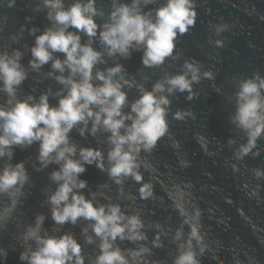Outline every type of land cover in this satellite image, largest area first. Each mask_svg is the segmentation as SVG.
<instances>
[{"label":"clouds","instance_id":"1","mask_svg":"<svg viewBox=\"0 0 264 264\" xmlns=\"http://www.w3.org/2000/svg\"><path fill=\"white\" fill-rule=\"evenodd\" d=\"M16 3L17 0H2L0 6L13 8ZM32 11L43 12L50 26L39 35L37 27L29 29L35 43L30 49L28 68L39 71L51 62L48 75L62 87L54 94L49 90L38 98L32 94L20 98L19 89L29 74L22 63L23 51H0V93L7 97L6 103L0 104V160L7 161L0 167V230L13 219L30 181L25 163L11 162L14 150L38 143L37 170L58 166L50 174L56 187L48 196L54 224L76 225L82 219L88 227L82 229L83 241L72 233L50 234L43 228L45 215H38L17 237L23 249L19 255L21 264H155L152 249L163 247L162 225H146L140 213L129 214L123 203L97 204L95 192H82L88 182L81 179V174L86 166L95 164L106 170L117 186L127 178L139 184L140 199L153 196L152 185L145 182L141 170L150 168L142 154H152L163 139L171 141L173 149L182 146L170 127V96L187 92V98L192 99L194 85L203 79L214 81L216 74L193 58L185 60L179 72L165 74L148 89L134 77L128 78L121 64L106 69L99 65L106 63L105 56L127 58L132 51L143 52L142 64L147 68L161 67L169 58H178L177 40L197 23V0H164L162 4L158 0H110L107 11L98 6V0H35ZM248 11L264 21V13L254 6ZM231 27L228 23L216 24L215 36L220 37ZM24 30L22 25L21 33ZM82 34L88 37L87 43H82ZM97 37L103 51L93 47ZM10 38L17 42L15 34ZM209 41L217 48L225 46L223 39L209 37ZM56 53H62L63 58H57ZM133 87L140 94L129 102L125 89ZM52 95L58 98L56 105L50 104ZM235 97V112L230 120L238 134H243V140L230 137L227 144L237 160L259 157L264 153V75L257 71L241 79ZM191 115L176 111L171 118L184 121ZM74 129L81 136L107 133V154L100 148L73 143L70 133ZM194 138L206 150L204 136L196 134ZM182 166L187 167V162ZM250 175L253 183L245 182L241 191L257 204H264V167L253 168ZM123 193L120 187L119 194ZM127 199L136 197L129 194ZM178 212L182 222L171 235L176 246L171 264H201L200 257L212 251L201 211L195 209L189 214L178 206ZM240 214L248 219L244 210L240 209ZM147 226L157 233L151 246L147 244ZM163 234L168 236L167 232ZM97 239L98 254L89 260L84 244L93 245ZM118 241L139 246L121 248ZM8 251L0 247V264H6ZM236 254L239 256V252Z\"/></svg>","mask_w":264,"mask_h":264},{"label":"water","instance_id":"2","mask_svg":"<svg viewBox=\"0 0 264 264\" xmlns=\"http://www.w3.org/2000/svg\"><path fill=\"white\" fill-rule=\"evenodd\" d=\"M163 2L158 0V4ZM34 5L35 0H17L13 8L0 6V28H3L0 32V51L5 48L9 51L13 48L21 49L22 63L29 73L18 92L22 99L29 94L38 98L49 90L54 94L62 87L54 77L48 75L52 70L51 62L39 71L28 68L30 49L35 43V36L30 34L29 29L37 27L39 31L36 35H39L50 26L43 12L32 11ZM98 6L107 11L110 0H98ZM253 6L259 13H264V0H197V23L177 40L178 58H169L161 67L147 68L142 64L143 52L132 51L127 58L105 56L106 63L99 65L101 69H106L121 64L128 78L134 77L148 89L165 74L174 75L179 72L184 61L193 58L201 61L204 69H211L216 74L214 81L203 79L194 85L195 94L192 99L187 98V92H177L170 96V127L182 146L173 149L171 141L163 139L152 154H142V159L150 165L148 171L143 168L141 170L145 182L152 185L151 198L140 199V185L131 178H127L122 186H117L107 171L99 169L95 164L86 166V171L81 174V179L88 182L82 192L86 195L95 192L97 204L123 203L129 214L140 213L146 225H162L160 240L163 247L152 249L155 264H171L175 255L176 246L171 241V235L182 222L178 206L189 214L195 209L201 211V222L211 237L212 248V251H206L200 257L201 264H264V243L261 242V238H264V204H257L241 191L245 182L253 183L251 170L257 166L264 167V153L256 158L237 160L233 149L227 144L230 137L243 140V134H238L230 120L235 112V93L239 81L257 71L264 75V21L257 14L249 13L248 9ZM98 23H102V20H98ZM221 23H228L232 27L216 37L214 26ZM22 25L25 30L21 33ZM13 34L17 36L15 43L10 38ZM209 37L213 40L223 39L225 46L215 47ZM81 40L87 43L88 37L82 34ZM93 47L103 51L98 37L94 39ZM55 56L63 58L62 53H56ZM125 90L129 102L137 99L140 94L136 87ZM6 100L5 94L0 93V104L6 103ZM57 103L58 98L50 96V104ZM176 111H187L192 115L184 121H177L171 118ZM196 134L204 136L206 150L196 142ZM107 135L100 131L96 136L90 133L81 136L74 129L70 138L79 147L100 148L106 155L109 149ZM261 146L264 147V141ZM38 152V143L27 148L16 147L14 150L11 162H24L30 181L13 219L5 229L0 230V247L9 250L6 264H21L19 255L23 249L17 237L26 226L35 222L38 215H45L43 228L50 234L72 233L83 241L82 229L88 227V222L82 219L76 225L66 224L61 227L54 224L48 196L56 187L50 174L58 166L53 164L37 170ZM6 162V159L0 160V167ZM182 162H187V167L182 166ZM120 187L124 189L123 195L119 194ZM129 194H133L136 199L129 201ZM261 195L264 196V191ZM240 209L244 210L248 219L240 214ZM57 228H60L59 232ZM145 231L149 237L147 244L151 246L157 233L151 226H147ZM184 231L187 232L188 228L185 227ZM165 232L168 236L163 234ZM117 243L121 248L139 246L127 241ZM98 244V239L93 245L84 244V252L89 260L98 254Z\"/></svg>","mask_w":264,"mask_h":264}]
</instances>
